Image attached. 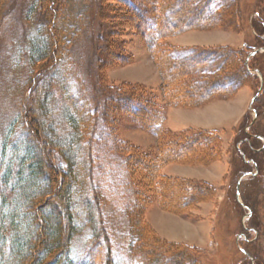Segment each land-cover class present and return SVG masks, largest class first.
Masks as SVG:
<instances>
[{
  "label": "rangeland",
  "instance_id": "obj_1",
  "mask_svg": "<svg viewBox=\"0 0 264 264\" xmlns=\"http://www.w3.org/2000/svg\"><path fill=\"white\" fill-rule=\"evenodd\" d=\"M33 1L4 0L0 3V137L22 109L19 103L22 91H25L26 100L35 105L42 90L51 84L54 92L50 93L49 100L38 102L32 112L49 106L52 115L47 119L57 122L56 135L62 138L68 126L65 107L74 110V101H69L70 93L66 94L68 88L61 84L63 73L57 76L54 72L38 74L35 85L29 88L24 84L23 77L33 68L28 40L38 34L41 37L47 34L45 29L40 33L37 30L43 7L38 6L28 19L27 10ZM149 1L132 0L130 3L139 11L154 13ZM231 2L229 13L225 10L219 17L220 23L191 28L162 40L164 48L176 52L179 63L196 66L191 69V75L178 79L179 84L192 88L213 82L217 84L213 89L222 90L209 98H206L207 91L198 97V103L185 101L184 104L167 101L158 61L151 56L143 35L136 28L135 9L130 11L126 3L119 5L113 0H56L53 6L59 13L64 10L62 21L57 23L63 30V36L59 37L62 50L57 57L64 60L61 70L70 78L64 75L68 85L71 84V93L82 94L88 110L94 111L93 115H86V120L101 118L102 113L108 115L111 110L104 121H95L112 123L117 143L133 146V152H126L135 157L142 153L155 156L159 152V142L171 136L184 145L190 140V144L184 146L189 148L183 158L161 167L159 174L165 177L161 194L149 187L151 174L138 167L134 159L130 160L134 173L131 187L138 191V202L132 198L129 186L124 185L127 180L122 178L123 173L126 176L128 164L124 165L122 173L117 164L110 165L115 153L110 155L109 151L95 147L93 185L87 186L90 190L86 198L90 200L91 194H100V214L107 220V230L101 239L112 240L109 242L113 247L112 264H136L133 256L141 246L142 239L138 241L136 234L140 230L155 233L164 243H182V247L194 253L197 264H264V0ZM104 10L109 16L99 19L97 13ZM205 50H214L217 54L206 57L207 54L202 53ZM221 50L229 55L228 62L219 53ZM198 65L205 66L198 68ZM120 87H125V91L134 87V94H138L135 98L139 97L149 106L138 104V116L141 112L152 116L159 113L163 119L159 135L128 111H122L127 106L120 101L113 110L107 96L123 92ZM24 110L23 107L25 113ZM36 115L42 118L41 111ZM198 136L206 140L205 146L197 144ZM52 138L45 134L42 140L46 143ZM95 139L98 145L100 139L96 136ZM87 165L83 164V172H88ZM56 167L59 168L58 161ZM114 168L113 178L109 180L108 172ZM192 181L211 185L213 192L193 194L188 186L184 187ZM177 186L181 188V200H166L171 192L169 189L175 192ZM163 195L164 200H161ZM73 198L76 201L74 193ZM44 212L45 209L42 214ZM74 215L75 224L81 227L72 242L71 258L78 264H105V242L98 247L91 237V225L84 222L83 214L75 211ZM132 218L134 221L138 218V230ZM157 249L165 255V246ZM182 262L190 264L187 259Z\"/></svg>",
  "mask_w": 264,
  "mask_h": 264
},
{
  "label": "trees",
  "instance_id": "obj_2",
  "mask_svg": "<svg viewBox=\"0 0 264 264\" xmlns=\"http://www.w3.org/2000/svg\"><path fill=\"white\" fill-rule=\"evenodd\" d=\"M3 1L0 0V3ZM101 1L97 0V2ZM109 1L112 2V0ZM113 1L119 2V5H122V2L126 3L127 9L130 11H132V8L135 9L136 28L143 35L144 44L147 45L151 56L158 61L163 81L162 91L169 103L184 104L185 101L198 103V97H201V94L209 91L208 96L206 95V98H209L222 91L213 89L217 85L216 83L213 85V82H205L199 87L195 85L192 88H186L184 85L179 84L178 79L191 75V69L196 66L191 64L188 67L179 63L178 58H176V52L172 49L164 48L162 40L191 28L212 27L217 21L220 23L219 17L221 18L224 15L225 10L227 14L229 13L228 8L232 5V0H151L148 3L155 10L154 13L149 12L148 14L143 10L139 11L138 8H134L135 5L130 3L132 0ZM55 3L56 0H34L32 6L27 10V16L30 19L36 13L38 6L43 7V17L39 18L37 30L40 33V31L45 29L47 34L45 37H41L38 34L34 38H30L28 40L30 41L29 43L25 42L28 43L27 46L30 49L29 58L33 68L30 69L28 75L23 77L24 84L29 88L35 85L36 75L38 74L47 75L50 72H54L55 76H57L59 72L63 73L62 78L64 80L61 84L68 88L66 94L70 93L68 97L69 101H74L72 103L74 110L65 107L68 126L65 131L66 134L63 132V137L58 138L56 135L57 122L47 119L49 115H52V109L44 105L39 112L38 110L34 114L32 112L38 102L49 100L50 93L54 92L52 90L53 86L51 84L46 85V90H42V96L39 100H36L35 105L32 104L31 100H26L25 91H22L19 99L22 109L1 132L0 264H78L77 261L71 258L73 253L72 242L74 236L78 234L79 227H81L74 222L76 218L74 215L75 211L83 214L84 222L91 225L89 227L90 233H92L91 237L97 241L98 247H100V244L104 241L101 238L104 237L103 234L107 230V220L100 214L102 208L101 197L98 192L97 194H91L90 200L86 198V194L90 190H88L87 186L90 188L93 185V169L95 170V168L92 160L95 147L100 151H109L110 155L115 153L113 154L115 156L114 159L123 163L119 164L110 158V165L115 166L117 164L122 173L124 165L128 164V169H125L126 176L123 173L122 178L127 180V182L124 181L126 182L124 185L126 188L129 186L128 189H131L132 198L138 202V191H133L131 187L134 181V173L130 169V160L134 159L138 167H143L151 174L150 181L152 184H149V187L161 194L165 180V177L159 174L161 167L177 158H183L189 148L185 149L184 146L190 144V140H188L189 144L184 145L177 137L172 139L171 136L159 142V152L155 156H145L142 153L135 157L132 153L126 152H133L131 151V148H134L133 146H127V144L122 142V144L117 143L116 140L118 139L114 132L113 124H110L109 121L102 123L106 116H110L111 110H108V115L102 113L101 118L99 116L95 117L93 121L94 117L88 119L92 122L86 124L89 123L86 117L93 115L94 111L88 110L87 102L82 100L84 98L82 94L78 96L71 93V84L68 85L69 83L67 82L70 78L66 76L65 70H61L64 60L61 57H57V54H60L62 50L59 37L63 36V30L58 26V21H62L63 9L59 13V9L56 10L53 7ZM108 16L107 10L97 13L99 19ZM213 51L205 50L202 53L207 54L206 57L217 54V52ZM219 53L224 55V59H229V55L226 52L221 50ZM226 60L225 62L229 61ZM124 61L126 62L125 59ZM174 62L178 64L176 65ZM36 65L38 69H36ZM203 66L205 65H200L198 68H203ZM174 83L176 84L174 85ZM131 88V90L125 91V87H120L119 90L123 89V92L119 91L118 94L108 95L107 100L111 101L110 106L113 110H116L115 107L119 106L117 101H120L128 107L122 108V111H128L137 120L140 119L145 127L154 129L156 134L159 135L160 122L163 119H160L161 116H159L158 112L154 113L153 116L146 112H141L138 116V104L148 105L139 97L135 98V95L138 94H134V87ZM193 90L198 93H191L190 91ZM23 107L25 113L23 112ZM26 107L28 108L26 109ZM40 111L41 119L36 115L40 114ZM143 116L146 119L142 120ZM96 119L102 121L96 122ZM45 134L53 137L51 142L47 141L44 143L42 137ZM95 136L100 139L98 145L94 143L96 140ZM205 141V139L198 136L197 144L205 146ZM196 152L194 150V153ZM85 157L87 160H85ZM104 160V165H106V159ZM57 161L59 168L56 167ZM85 163L89 166L87 173L83 172V164ZM114 171L115 168L110 173L106 170L105 172H108L109 175L104 173V176L107 175L108 179L111 180L113 178L112 174L115 173ZM180 186H177L179 188H176L175 192L172 191V188L171 190L169 189L171 192L168 193V198L165 199L179 202L182 197ZM187 186L193 194H197L200 191H204V193L207 191L213 192L211 185L202 183V181H192L184 185L186 188ZM73 193L76 201L73 198ZM161 200H164V198ZM246 203L248 206L250 205L247 200ZM43 209L46 212L42 214ZM131 220L134 221V218ZM133 226H136L138 230V218H135ZM139 232L137 231L136 233L138 241L142 239V242L141 246H139L138 254L133 256L136 264H170V262L183 264L182 261L185 259L190 264L199 263L194 253L190 252V249L182 247V243H164L157 238L158 236L156 237L155 233H142L141 230ZM41 233H45V235ZM104 242L106 246V251L103 253L104 263L112 264L111 254L113 253L111 249L113 247L110 246L107 240ZM158 246L161 249L162 246H165L163 250L168 252V254L165 252L164 255L163 252H160L157 249ZM180 258H183L180 260L181 262L179 261Z\"/></svg>",
  "mask_w": 264,
  "mask_h": 264
},
{
  "label": "water",
  "instance_id": "obj_3",
  "mask_svg": "<svg viewBox=\"0 0 264 264\" xmlns=\"http://www.w3.org/2000/svg\"><path fill=\"white\" fill-rule=\"evenodd\" d=\"M241 180H242V179H241ZM239 184H240V183H238V187H239ZM239 193H240V192H239V189H238V194H239Z\"/></svg>",
  "mask_w": 264,
  "mask_h": 264
}]
</instances>
